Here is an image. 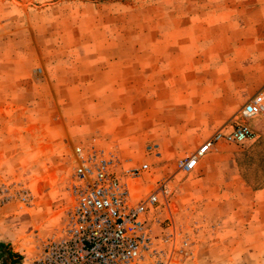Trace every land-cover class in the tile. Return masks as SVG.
Returning <instances> with one entry per match:
<instances>
[{
  "label": "rangeland",
  "instance_id": "obj_1",
  "mask_svg": "<svg viewBox=\"0 0 264 264\" xmlns=\"http://www.w3.org/2000/svg\"><path fill=\"white\" fill-rule=\"evenodd\" d=\"M250 49L264 50V0H0V247L21 264L58 227L82 145L169 184L155 232L187 241L176 264H264V115L247 120L254 140L179 171L264 91Z\"/></svg>",
  "mask_w": 264,
  "mask_h": 264
},
{
  "label": "built area",
  "instance_id": "obj_2",
  "mask_svg": "<svg viewBox=\"0 0 264 264\" xmlns=\"http://www.w3.org/2000/svg\"><path fill=\"white\" fill-rule=\"evenodd\" d=\"M262 115L264 91L254 95L232 123L180 160V173L198 171L218 145L254 140L247 120ZM151 150L160 155L157 146ZM72 159L71 208L53 233L33 237L37 245L20 253L21 264H176L184 257L187 241L178 243L174 233L159 237L155 232L161 214L171 208L172 190L149 162L132 165L111 150L82 145L73 149ZM18 202L20 210L27 207L29 195L21 194Z\"/></svg>",
  "mask_w": 264,
  "mask_h": 264
},
{
  "label": "crops",
  "instance_id": "obj_3",
  "mask_svg": "<svg viewBox=\"0 0 264 264\" xmlns=\"http://www.w3.org/2000/svg\"><path fill=\"white\" fill-rule=\"evenodd\" d=\"M251 52L255 53V54H260V53H264L263 51H260L258 49H250ZM227 101H230L231 99H233V94H227V96L224 98ZM16 252L12 251V249H8L6 247H0V257H1V261L2 264H19L17 262L16 257L14 256ZM2 255V256H1Z\"/></svg>",
  "mask_w": 264,
  "mask_h": 264
}]
</instances>
